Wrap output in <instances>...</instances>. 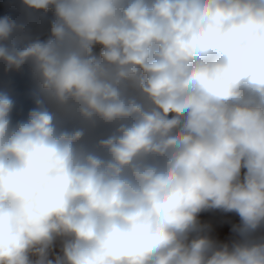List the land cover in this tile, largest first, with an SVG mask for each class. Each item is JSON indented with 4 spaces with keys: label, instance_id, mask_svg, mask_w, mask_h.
Listing matches in <instances>:
<instances>
[{
    "label": "clouds",
    "instance_id": "9594fccd",
    "mask_svg": "<svg viewBox=\"0 0 264 264\" xmlns=\"http://www.w3.org/2000/svg\"><path fill=\"white\" fill-rule=\"evenodd\" d=\"M0 264H264V0H0Z\"/></svg>",
    "mask_w": 264,
    "mask_h": 264
}]
</instances>
